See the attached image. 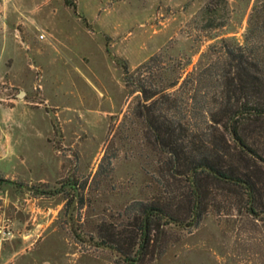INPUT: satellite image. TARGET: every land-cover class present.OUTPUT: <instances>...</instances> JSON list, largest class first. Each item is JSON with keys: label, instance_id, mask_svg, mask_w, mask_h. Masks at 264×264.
Returning <instances> with one entry per match:
<instances>
[{"label": "rangeland", "instance_id": "obj_1", "mask_svg": "<svg viewBox=\"0 0 264 264\" xmlns=\"http://www.w3.org/2000/svg\"><path fill=\"white\" fill-rule=\"evenodd\" d=\"M69 2L76 10L65 0H0V264H130L101 245L99 227H123L127 207L163 187L160 155L131 115L138 83L126 84L120 61L138 81L160 56L164 84L180 77L170 91L192 103L194 90L181 85L218 63L224 45L246 44L256 4L218 1L227 23L210 31L211 0ZM215 204L198 226L163 222L134 264H264V212L238 211L223 193Z\"/></svg>", "mask_w": 264, "mask_h": 264}, {"label": "trees", "instance_id": "obj_2", "mask_svg": "<svg viewBox=\"0 0 264 264\" xmlns=\"http://www.w3.org/2000/svg\"><path fill=\"white\" fill-rule=\"evenodd\" d=\"M218 1L227 4L211 0L204 30L226 26L216 17ZM65 3L76 10L73 2ZM245 41L224 45L218 63L189 74L180 89L194 90L192 103L170 91L180 77L164 84L160 56L140 67V74L150 75L138 81L120 61L126 84L138 83L141 99L131 115L145 125L146 139L160 155L163 187L151 201L132 202L126 209L130 221L123 227H99L101 245L115 249L126 262L137 263L150 253L163 222L198 226L215 208L219 193L234 198L238 211L264 212V0H256ZM200 115L208 116L202 129L190 123ZM100 171L107 169L101 165Z\"/></svg>", "mask_w": 264, "mask_h": 264}]
</instances>
